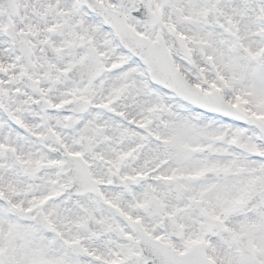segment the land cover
Listing matches in <instances>:
<instances>
[{"label": "snow or ice", "instance_id": "1", "mask_svg": "<svg viewBox=\"0 0 264 264\" xmlns=\"http://www.w3.org/2000/svg\"><path fill=\"white\" fill-rule=\"evenodd\" d=\"M0 264H264V0H0Z\"/></svg>", "mask_w": 264, "mask_h": 264}]
</instances>
